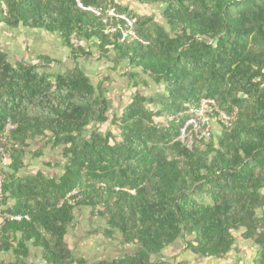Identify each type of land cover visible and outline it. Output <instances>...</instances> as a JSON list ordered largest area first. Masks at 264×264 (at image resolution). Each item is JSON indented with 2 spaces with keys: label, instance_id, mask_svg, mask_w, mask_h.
<instances>
[{
  "label": "trees",
  "instance_id": "obj_1",
  "mask_svg": "<svg viewBox=\"0 0 264 264\" xmlns=\"http://www.w3.org/2000/svg\"><path fill=\"white\" fill-rule=\"evenodd\" d=\"M133 1L161 5L163 22L116 0H0V24L58 36L74 61L51 79L54 59L11 61L0 48V133L7 119L16 125L0 217L29 216L0 225V253L31 264L30 244L48 264H73L65 234L83 205L105 221L107 236L117 231L122 244L137 247L95 264H169L152 257L176 241L196 257L222 259L235 249V232L259 247L264 264V0ZM112 7L134 19L141 41H121L122 20L105 15ZM88 43L125 61L130 80L142 72L162 86L133 92L112 116L117 135L91 127L108 121L110 102L103 82L94 85L76 61L91 57ZM201 98L235 109L236 119L187 149L175 140L177 124L155 118ZM37 138L42 145L30 150ZM43 146L60 149L62 161L45 163L60 167L58 176L26 170L27 156H42Z\"/></svg>",
  "mask_w": 264,
  "mask_h": 264
},
{
  "label": "rangeland",
  "instance_id": "obj_2",
  "mask_svg": "<svg viewBox=\"0 0 264 264\" xmlns=\"http://www.w3.org/2000/svg\"><path fill=\"white\" fill-rule=\"evenodd\" d=\"M116 1L132 8L138 14L152 15L157 22H163L160 17L163 8L161 5H141L133 0ZM83 45L86 50L92 52V55L89 58L80 56L76 61L94 85L103 82L107 88V97L110 102L108 121L91 127L96 126L101 132L111 131L117 135L116 126L111 122L112 116L121 113L124 106L131 100L133 92L139 89L145 95L155 94L162 91V86L154 83L142 72H139L137 77L130 80L129 77L123 74V72L130 70L125 61H111V59L97 52L92 43ZM0 48L8 53L11 61L22 59L32 63H39L37 56L41 54L54 59L55 62H50L46 69L51 75V79L57 72L74 65L70 49L62 44L60 38L38 29H26L24 27L7 28L0 24ZM42 150V156L36 158L31 155L27 156V169L30 171L42 169L45 172H52L53 175L60 172V167L45 165V163L54 164L62 161L60 149L50 150L49 146H43ZM234 234L236 236L235 249L222 259H215L216 261H211L212 259H209L210 261L205 260L206 264H258L259 247L250 239L240 238V232H235ZM186 252L191 254L189 251ZM205 261L202 262L204 263Z\"/></svg>",
  "mask_w": 264,
  "mask_h": 264
},
{
  "label": "crops",
  "instance_id": "obj_3",
  "mask_svg": "<svg viewBox=\"0 0 264 264\" xmlns=\"http://www.w3.org/2000/svg\"><path fill=\"white\" fill-rule=\"evenodd\" d=\"M40 145H42V142L40 138H37L31 142L30 150ZM26 165L28 167L27 161ZM27 167L26 170L29 172L41 170L47 176L59 175V172L53 175L52 172H45L42 169L30 171ZM106 229L107 225L105 221L93 212L90 207L82 205L75 208L73 222L65 234V241L75 261L73 264H80L76 262L78 259L82 260L81 264H95L100 261H109L121 258L137 250V247L134 245L122 244L121 236L117 231H113L110 236H107L105 234ZM28 247L30 255L26 262L31 264H48L41 258L39 248L33 247L30 244H28ZM154 258L167 260L169 264H206V261L209 259L216 261L213 258L199 259L192 253L187 254L181 241H176L165 247L158 256L152 257V259ZM201 260L206 261L203 263ZM14 261L15 258L11 252L0 253V264H11Z\"/></svg>",
  "mask_w": 264,
  "mask_h": 264
},
{
  "label": "built area",
  "instance_id": "obj_4",
  "mask_svg": "<svg viewBox=\"0 0 264 264\" xmlns=\"http://www.w3.org/2000/svg\"><path fill=\"white\" fill-rule=\"evenodd\" d=\"M78 6L82 9H87L99 15L97 9L83 7L80 3ZM106 17H117L122 20L123 26L120 29L121 41H141L133 31L134 19L123 14H117L115 9L109 8L105 11ZM236 119V110L230 112L219 108L212 98H201L195 105H191L184 110L175 113H169L164 116L156 117L155 121L163 124L166 128L170 124H177L178 133L176 141L184 145L187 149H191L196 141L209 140L222 128H228ZM16 125L7 119L2 132L0 133V186L3 179L2 171L5 170L11 163L10 153V134L15 129ZM1 188V187H0ZM134 193L133 190L130 191ZM76 195V191H72L71 195ZM2 193L0 189V199ZM77 198H69L68 202L72 205L77 201ZM62 201L60 202V204ZM59 204V205H60ZM29 216L26 213H5L0 217V225L4 222H21L28 221Z\"/></svg>",
  "mask_w": 264,
  "mask_h": 264
}]
</instances>
